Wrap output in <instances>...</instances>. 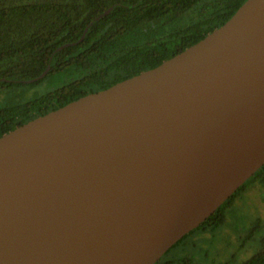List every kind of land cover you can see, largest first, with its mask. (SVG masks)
Returning a JSON list of instances; mask_svg holds the SVG:
<instances>
[{
    "label": "water",
    "instance_id": "1",
    "mask_svg": "<svg viewBox=\"0 0 264 264\" xmlns=\"http://www.w3.org/2000/svg\"><path fill=\"white\" fill-rule=\"evenodd\" d=\"M263 166L264 0H247L158 67L0 137V264H156Z\"/></svg>",
    "mask_w": 264,
    "mask_h": 264
},
{
    "label": "trees",
    "instance_id": "2",
    "mask_svg": "<svg viewBox=\"0 0 264 264\" xmlns=\"http://www.w3.org/2000/svg\"><path fill=\"white\" fill-rule=\"evenodd\" d=\"M246 1L0 0V96L52 80L35 99L21 101V96L0 106V137L158 67L223 26ZM49 68L44 79L28 83ZM256 182H264V166L173 249L186 246L199 232H217L239 193ZM261 223L260 218L255 221L250 239L264 228ZM260 245L244 264H264V236ZM173 249L156 264H198L190 255H174Z\"/></svg>",
    "mask_w": 264,
    "mask_h": 264
},
{
    "label": "rangeland",
    "instance_id": "3",
    "mask_svg": "<svg viewBox=\"0 0 264 264\" xmlns=\"http://www.w3.org/2000/svg\"><path fill=\"white\" fill-rule=\"evenodd\" d=\"M51 81L47 80L36 88H17V91L0 96V106L19 98L21 99V96H25L21 101L35 99L46 92ZM23 89H26V91H23ZM239 194V197L228 211L225 224L220 226L217 232L207 234L199 232L185 241L186 246L175 247L172 253L179 256L190 255L199 264H224L226 261L231 264L236 263L242 253L249 251L248 248L240 250V243L238 242L245 240L244 235L250 231L258 218L261 219V224L264 226V182L250 184L246 191H242ZM263 236L264 228L256 232L255 237L245 243L244 246L256 248L260 245V240ZM193 241L196 242V246L190 245ZM236 248L238 252L234 256V260H232L231 255L234 253L233 249ZM251 254L252 252L246 254L243 260L251 258Z\"/></svg>",
    "mask_w": 264,
    "mask_h": 264
},
{
    "label": "flooded vegetation",
    "instance_id": "4",
    "mask_svg": "<svg viewBox=\"0 0 264 264\" xmlns=\"http://www.w3.org/2000/svg\"><path fill=\"white\" fill-rule=\"evenodd\" d=\"M244 237H245V240H242L241 242L239 241L238 243H240V246H239V248H240V250H243L244 248H248L249 249V251L248 252H246V253H242L241 254V256L237 259V262L236 263H234V264H244V262H246L247 260H249L250 258H245L244 260H243V257H245L246 256V254H248V253H250V252H252V254H251V258L254 256V255H256L260 250H261V245H259V246H257L256 248H251V247H246V246H244L245 245V243H247L249 240H250V237H249V235H248V233L246 234V235H244ZM190 245H194V246H196V242H192V243H190ZM174 247V246H173ZM173 247L170 249V250H172L173 249ZM233 254L231 255V258H232V260H234V256L237 254V248L236 249H233ZM195 260V259H194ZM196 261V260H195ZM199 264V263H198ZM213 264V263H212ZM224 264H231L230 262H228V261H226Z\"/></svg>",
    "mask_w": 264,
    "mask_h": 264
}]
</instances>
